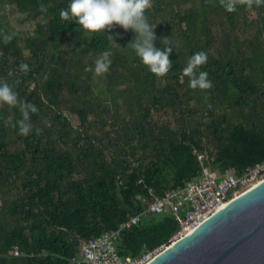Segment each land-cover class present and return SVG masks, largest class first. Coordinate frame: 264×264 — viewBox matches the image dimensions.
Masks as SVG:
<instances>
[{"label":"trees","instance_id":"16d2710c","mask_svg":"<svg viewBox=\"0 0 264 264\" xmlns=\"http://www.w3.org/2000/svg\"><path fill=\"white\" fill-rule=\"evenodd\" d=\"M234 2L152 0L154 43L174 46L158 75L128 44L131 28L85 30L61 17L70 0H0V34H14L0 39V78L39 109L24 135L8 121L19 110L0 105V264H74L83 241L204 169L239 175L264 160V3ZM14 14L31 28L14 30ZM107 49L112 63L96 73ZM200 50L203 89L183 72ZM176 228L169 210L146 214L115 246L135 258Z\"/></svg>","mask_w":264,"mask_h":264},{"label":"clouds","instance_id":"9594fccd","mask_svg":"<svg viewBox=\"0 0 264 264\" xmlns=\"http://www.w3.org/2000/svg\"><path fill=\"white\" fill-rule=\"evenodd\" d=\"M257 2L264 3V0H257ZM252 3L253 0H248L249 7L252 6ZM151 6L152 0H70L69 6L61 9L60 15L65 19L74 18L77 23L82 25L83 29L90 32L99 30L105 32V27L112 28L114 23L124 29H133L135 37L128 44H131V47L151 72L164 75L172 67L173 61L169 58V54L173 52L174 46L170 40H165L162 47L155 45L154 28L156 25L150 22L146 14V9ZM224 7L231 11L235 10L236 4L234 0H224ZM109 35L114 41L113 36ZM13 38L14 34H0V39L5 42L11 41ZM111 53L112 50L107 49L95 60L94 71L96 73H104L108 70L112 63ZM207 60L208 53L205 50L197 51L189 56L183 72L189 77V83L193 88L211 87L212 81L208 78V72L200 67ZM20 68L27 72L29 65L24 62L21 63ZM3 104L19 110L20 118L13 121V118L9 116L8 121L12 122L13 127L18 126V131L21 134L27 135L32 130L31 114L39 110L38 106L32 101L20 97L15 90L14 83L0 78V105Z\"/></svg>","mask_w":264,"mask_h":264},{"label":"built area","instance_id":"2783aa9c","mask_svg":"<svg viewBox=\"0 0 264 264\" xmlns=\"http://www.w3.org/2000/svg\"><path fill=\"white\" fill-rule=\"evenodd\" d=\"M263 179L264 160L254 166H248L239 175L231 169L221 173L204 169L197 179L187 182L183 187L165 192L150 202L143 212L130 216L117 228L83 241L79 254L72 259V262L74 264H145L169 243L184 236L227 201ZM166 210L173 215L177 228L165 243L153 250L142 252L135 258L121 256L118 253L115 245L124 230L139 224L146 214H161Z\"/></svg>","mask_w":264,"mask_h":264},{"label":"water","instance_id":"95a60500","mask_svg":"<svg viewBox=\"0 0 264 264\" xmlns=\"http://www.w3.org/2000/svg\"><path fill=\"white\" fill-rule=\"evenodd\" d=\"M145 264H264V179Z\"/></svg>","mask_w":264,"mask_h":264},{"label":"rangeland","instance_id":"374dc122","mask_svg":"<svg viewBox=\"0 0 264 264\" xmlns=\"http://www.w3.org/2000/svg\"><path fill=\"white\" fill-rule=\"evenodd\" d=\"M10 22L14 30H29L31 28V23L30 22H25L19 17L18 15H12L10 16ZM73 124H76L77 121L75 117L69 116Z\"/></svg>","mask_w":264,"mask_h":264}]
</instances>
